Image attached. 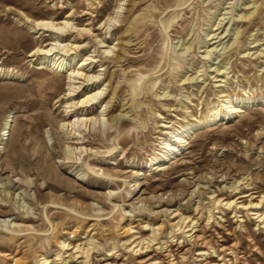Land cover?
<instances>
[{
	"label": "rangeland",
	"instance_id": "rangeland-1",
	"mask_svg": "<svg viewBox=\"0 0 264 264\" xmlns=\"http://www.w3.org/2000/svg\"><path fill=\"white\" fill-rule=\"evenodd\" d=\"M90 2L0 0V131L6 116L13 117L8 139L0 138V264H41L43 256L55 258L58 242L86 247L93 234L89 264H103L113 242L119 262L135 264L138 253L128 252L122 233L129 219L136 227L129 239L135 246L152 231L160 243L171 232L174 241L183 242L182 248L173 243L175 262L177 253L186 251L183 264H201L198 248L171 226L180 220L172 219L175 211L186 222H197L213 246L234 247L237 264H264V230L250 211L238 208L264 198V58L257 57L264 48V0H254L249 21L242 16L252 0H96L92 8ZM116 10L114 26L100 27ZM67 14L75 27L91 30L65 39L79 44L78 61L96 60L90 68L98 81L86 93L101 90L90 110L103 118L100 128H87L83 149L88 152L82 159L99 176L66 158L68 144L76 143L69 130L60 129L72 120L65 118L66 74L39 69L28 57L50 38L37 37L15 21H60ZM218 27V39L209 41ZM236 31L242 33L239 40H234ZM221 36L225 39L219 42ZM215 69L226 72V83L215 82ZM195 76L191 84L182 83ZM240 99H253L254 105L229 121L202 124L209 110L226 112ZM107 112L123 116L117 130L106 122ZM186 123L191 125L182 153L151 163L163 152V134L174 136ZM115 138L120 146L106 158ZM47 174L58 185H48ZM109 193L115 196L110 199ZM54 197L57 207L50 204ZM213 200L237 206L224 212L221 228L211 223L203 232L208 211L214 219L219 216ZM12 224L20 226L13 229L14 240L7 231Z\"/></svg>",
	"mask_w": 264,
	"mask_h": 264
},
{
	"label": "bare ground",
	"instance_id": "bare-ground-1",
	"mask_svg": "<svg viewBox=\"0 0 264 264\" xmlns=\"http://www.w3.org/2000/svg\"><path fill=\"white\" fill-rule=\"evenodd\" d=\"M90 1L91 2L88 3L87 6L92 8L93 2L96 0H90ZM248 6H249L248 8L246 7L247 12L242 16V18L247 21H249L255 14L256 6H254V0H252V5H248ZM251 9H253L254 11L250 12L249 10ZM117 16H118V11L116 10L112 13L110 17H108L103 23L100 24V27H102L103 29L106 28V30L108 31L109 28L114 26V24L117 22ZM70 18H71V15L67 14L60 21H55L54 19L30 20L28 18H25L23 21H20V20H15V21L18 23L19 26H24L28 30L29 33H34L37 37L40 36L43 38L44 37L50 38L49 39L50 42L48 44L37 46L30 52L28 57L32 58V61L37 62V66L39 67V69H42L44 67H49V68L54 69L58 73L66 74L67 89H66V94H64V97L67 103L65 107V118H67L68 120L72 118V120L67 123L66 122L61 123L60 129L62 133L63 132L65 133L69 130L70 134L72 135L70 139L72 138L74 141H76V143L74 142L72 146H69L68 144L67 150H66V153H67L66 158H67V161L69 160H71L72 162L74 161L75 163L73 164L75 165L77 164V162L81 161V164L85 166L88 173H93L95 175H98V172L93 171L91 167L88 164H86L82 159L83 154L86 153L87 155V152H88L87 150H84L85 148L83 149L84 144L86 143L85 132L87 128H88V132L93 131L96 128V126L97 128H100V123L102 120L100 119V117L103 118V115H98V116L93 117L94 112L93 110H90L91 106L98 103V100L101 97V90L98 88L97 92L90 91L86 93V90L91 86H96L97 84L96 82L98 81L97 80L98 75H94V74L91 75V73H93L94 67L90 68L92 64L96 63V60H94L93 58L89 60L87 58L85 60L78 61L79 55L77 52L79 50V44H76L75 41H70L71 39H65L68 33H76L77 35L90 34L91 30L89 28L86 29V28L75 27ZM218 30H220V27L216 28L213 31L214 34L211 35V39H209V41L218 39V36H216L217 34H215ZM241 37H242L241 32L239 31L234 32V40H239L241 39ZM223 39L225 38H222L221 36L219 42H221V40ZM98 43L101 44L102 41H99ZM212 44H215V43H212ZM233 44L235 43L233 42L232 44H230V47H232ZM189 48L190 47H187L186 50H188ZM104 52L109 53L110 50L107 49ZM257 52H259L257 54L258 58H264V48L259 51L257 50ZM115 59H118V58H115ZM214 74L215 76L213 77V79L216 80L215 81L216 83L217 82L226 83V80H227L226 72H222V70L220 69H217V70L215 69ZM141 78L142 77H139L137 82H141L142 81ZM197 78L198 77L196 76L190 79L186 78L182 81V83L184 85L191 84V82L196 81ZM76 80H82L81 84H86V85L80 89L81 84L76 83ZM136 89H137L136 86H133L132 93L134 94V97H137V95L139 94V92L136 93ZM140 89L141 88H139V90ZM78 93H85V94L81 95V98H82L81 100H78L77 102H73V98L76 97ZM115 94H116V90H113V96H115ZM223 97L225 98L228 96H223ZM253 105H254L253 99L252 100L240 99V102H238L236 106L225 107L226 112H219V111H216L215 109H211L204 116V119L201 120L202 124L204 126H208L209 124L213 122L229 121L236 115L242 113L243 109L250 108ZM106 117H107L106 122L109 125L116 127V130H117L118 123L122 120L123 116L121 115L111 116L109 112H107ZM12 122H13V117H11L10 114L7 115L3 122L2 129L0 131L1 139L3 137H6V140L8 139ZM102 123L104 122L102 121ZM190 125L191 124L186 123L183 126H181L177 131H175L174 136H172L171 132L164 133L163 136L165 137L166 140L164 139L165 142H164L163 152H161V155H159L158 157L151 158L150 159L151 163L160 164L163 162H167V161L172 160L173 157L182 153V150L185 148L186 143L189 138L188 133H187L188 132L187 127ZM163 128L167 129L168 127H163ZM116 134L119 135L120 132L116 131ZM118 146H120V141L115 138L112 144V147L105 151V154H106L105 157L108 158L112 154H114ZM100 154H101L100 152L96 151L94 155H100ZM72 156H74V159L72 158ZM67 164L69 163L67 162ZM101 175H104V174H101ZM46 176H47L48 185H53V184L58 185L57 181H55L54 179V176L52 177L50 174H47ZM107 177L110 182L115 181V179H113L112 176L109 175ZM108 196L111 199L115 195H113L112 193H109ZM263 202H264V198L262 197L258 203L254 204L252 202H249L248 206L238 207V208H241V210L243 209V211L244 210L250 211L249 212L250 215H252L254 219L257 220L258 222L257 226L261 225L260 228L262 230H264V203ZM50 204L52 206L59 205L57 203L56 197H54V199L51 200ZM212 205L214 206V209L218 211L217 215L219 216H217L214 219L213 216L211 215V212L208 211L209 216H207L208 218L206 220L205 225L203 226V232L207 229V227L210 226L211 223L214 224L213 226L217 228H221L222 227L221 223L223 224V222H225L224 219L222 218L224 212L229 211L231 207L237 206L235 201L223 203V201L221 200H213ZM218 206L221 207V209H219ZM74 212L76 213V211ZM170 214L173 215L172 219H176L177 217H180V220L177 223L176 222L173 223L171 226L173 227V229L178 227V230L181 231V234L184 235L185 238H187L190 242H192L194 246L198 248L196 250L197 257L200 259L201 264H228L232 260H233L232 263L237 264L239 258L237 256V253L234 247L232 246L227 247L224 245L213 246L212 243L207 242L205 238H203L204 235H202L203 234L202 229H199L197 222L193 220L186 222L187 218L185 217L181 218V214H179L177 211H175L174 213H170ZM233 214L236 215L235 211L233 212ZM246 214L248 216L247 212ZM127 217H130V216L127 215ZM127 223L128 224L122 228L123 230L122 233L125 234V236L127 237L126 242L128 243V245L127 244L126 245L128 246L127 247L128 252L134 253V254L138 253L137 255L138 257L134 258L135 264H183L184 260L186 259V255H187L186 251L182 253L180 252L177 253V255L179 256L178 258L180 259L179 262H175L176 260L174 258L175 253L172 251V246L174 242H175V246H177L178 248L183 247L181 246L183 242H180L181 240L174 241L175 237L174 235H171L172 234L171 232H169L170 237L168 236L169 238H167L165 241H162L160 243L158 242L156 232L152 231L150 234L151 236L148 238V240L142 239L140 240L141 246H140V243L135 246V240L131 241L129 239L133 237L134 233L131 231L136 227H133L132 219H129ZM240 223H242V220H240ZM237 225L236 226L238 227V229H240V224H237ZM11 226H12V229L10 230L7 229V231L9 232V234H11L12 236L11 239L14 240L17 237V235H16V231L13 229L20 228V226L17 224H12ZM52 227H53V230H55L54 228L55 226L53 225ZM157 228L160 229L161 226ZM139 230H143V226H141ZM242 231L243 232L246 231L243 226H242ZM72 234L74 237L78 236L74 234V232H72ZM90 239L92 242H88L86 244V247L81 246V245H76L72 248H69L70 244H66L63 241L58 242V245L61 246V250H59V252L55 255V258L52 260H49L48 258H45L43 256L41 264H89L92 251L95 249V244L93 243V240L96 239V237L94 236V234L91 236ZM117 245L118 244L113 242L109 246L107 258L103 260L102 262L103 264H124L123 262H119V256L116 255L118 253ZM71 250L72 252L68 253ZM213 258L216 259L217 263L212 262L211 259ZM16 261H14L13 264H17Z\"/></svg>",
	"mask_w": 264,
	"mask_h": 264
}]
</instances>
